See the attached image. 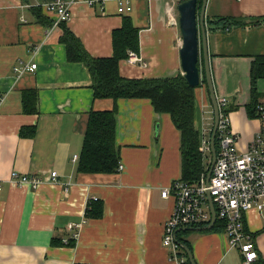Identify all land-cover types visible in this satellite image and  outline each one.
Instances as JSON below:
<instances>
[{"label": "crops", "instance_id": "crops-1", "mask_svg": "<svg viewBox=\"0 0 264 264\" xmlns=\"http://www.w3.org/2000/svg\"><path fill=\"white\" fill-rule=\"evenodd\" d=\"M50 1L0 0V264H175L161 245L173 199L162 198L160 192L180 176L179 132L169 115L157 114L147 99H94L87 68L66 59L59 43L62 28L39 23L31 10ZM64 1L71 3L66 26L95 58L113 54L112 32L124 16L130 17L139 29L136 54L146 67L121 60V76L181 73V35L178 23L171 24L176 12L174 7L167 11L172 0H131L127 15L117 13L114 1ZM41 13L53 22L52 15ZM262 15L264 0H208L205 24L214 17ZM206 30L215 95L232 108L231 129L239 136V150L245 151L259 128L248 105L264 101V77L252 85L250 75L254 57L264 56V24L229 31H211L206 24ZM20 63H35L36 69L17 74L13 68ZM33 89L36 114L23 110V92ZM194 104L199 129L204 112L212 111L204 86L195 89ZM115 105V142L123 170L78 173L72 156L80 155L89 112ZM22 127H35L34 136L20 137ZM54 171L56 183L49 178ZM12 172L43 182L33 190L15 183ZM94 197L103 204L102 216L85 219ZM81 222L74 244H59L71 234L67 226ZM210 223L179 230L187 242L182 246L189 248L196 264H241L223 229L212 230ZM245 225L264 260V211L249 210Z\"/></svg>", "mask_w": 264, "mask_h": 264}, {"label": "trees", "instance_id": "trees-1", "mask_svg": "<svg viewBox=\"0 0 264 264\" xmlns=\"http://www.w3.org/2000/svg\"><path fill=\"white\" fill-rule=\"evenodd\" d=\"M185 0H181L183 2ZM202 0H197L200 8ZM38 22L50 27L53 22L46 18L40 7L31 9ZM206 24L211 31H229L235 28H246L264 24V15L258 17H233L222 16L206 19ZM62 34L59 43L64 45L68 62L82 63L88 70L93 89L94 99H147L157 114L169 115L173 125L179 132L180 151V176L179 180L195 184L201 176L206 178L210 167L206 154L200 151V136L195 127V89L206 87L203 71L202 56L199 60L201 71V85L191 87L181 73L173 77L162 78H125L119 72V63L127 58V51L138 52L139 29L133 26L128 16L122 19L120 28L112 32V50L110 57L95 58L89 55L81 41L66 26V22L59 24ZM251 83L264 77V56L254 57L251 64ZM254 90V87L252 88ZM23 110L26 113H37V93L33 90L23 92ZM255 102V101H254ZM254 102L248 105V111L255 108ZM231 107H226L224 112L229 114ZM254 111V109H253ZM255 112V111H254ZM117 106L106 111H91L88 114L86 131L83 137L82 148L77 163V172L83 174H115L119 165V152L115 142ZM35 127H22L19 136L33 137ZM217 148V143H215ZM103 204L100 201L90 202L85 210V219H100ZM189 228V227H188ZM223 224L216 221L212 230H222ZM246 229V226H245ZM178 241L187 245V242ZM254 237V235H252ZM61 245L72 246L74 241L67 244L59 241ZM186 257V254H184ZM186 264H190L186 258ZM255 264H264L259 256Z\"/></svg>", "mask_w": 264, "mask_h": 264}, {"label": "built area", "instance_id": "built-area-1", "mask_svg": "<svg viewBox=\"0 0 264 264\" xmlns=\"http://www.w3.org/2000/svg\"><path fill=\"white\" fill-rule=\"evenodd\" d=\"M114 1L117 13L127 15L132 11L131 0H84L88 5L101 4ZM167 6V11L176 12V18H171V24L177 25V5ZM70 2L64 0H51L39 6L44 13L53 16V26L68 22L71 18ZM126 61L130 65L146 67V63L132 50L127 51ZM36 64L20 63L13 68L17 74L32 72ZM219 110V120L215 134L216 160L211 176L206 185L205 177L201 176L195 184H189L179 179L173 181L168 187L162 188V198L173 199V209L168 219L163 224L161 245L168 251L169 259L175 264H186L182 244L177 239L181 229L205 226L211 221V211L208 206L207 193H209L216 215V221L223 224V231L227 237L228 246L237 249L241 256V264H255L257 261V248L249 231L245 229V215L253 209L257 212L264 211V101L255 104V115L259 128L245 151L238 148L239 136L231 129L229 114L224 112L228 101L223 97H216ZM206 118L201 120L198 129L200 136V151L205 155L210 152L209 134L212 129H205ZM213 121V119H212ZM213 125V123H212ZM78 156L73 155L72 160L78 161ZM123 166L117 167L121 172ZM50 181L57 182V173L51 172ZM11 179L21 186H29L36 190L43 179L37 176L19 175L11 173ZM97 201V198H92ZM84 222V221H83ZM83 222L69 224L67 230L71 231L68 238L62 243L76 241L79 229Z\"/></svg>", "mask_w": 264, "mask_h": 264}, {"label": "water", "instance_id": "water-1", "mask_svg": "<svg viewBox=\"0 0 264 264\" xmlns=\"http://www.w3.org/2000/svg\"><path fill=\"white\" fill-rule=\"evenodd\" d=\"M207 3L208 0H202L200 8L198 7L197 0H185L177 5L178 26L181 35V45L179 48L181 74L191 87L196 88L201 85V71L198 64L202 56L206 87L213 113V125L210 136L211 160L206 174V185L208 184L216 160L215 134L219 120L218 103L212 83L207 51V30L205 24ZM207 201L210 205V227L212 228L216 221V215L209 193H207ZM182 248L189 263L196 264L189 248L187 246H182Z\"/></svg>", "mask_w": 264, "mask_h": 264}, {"label": "rangeland", "instance_id": "rangeland-1", "mask_svg": "<svg viewBox=\"0 0 264 264\" xmlns=\"http://www.w3.org/2000/svg\"><path fill=\"white\" fill-rule=\"evenodd\" d=\"M181 0H175V2H180ZM206 116V119H205V122H204V125H205V129L208 130V129H212V119H213V113L212 111L210 113L208 112H204V117ZM211 136V133L209 134V138ZM209 153H206V156H207V160L209 161ZM211 157V156H210Z\"/></svg>", "mask_w": 264, "mask_h": 264}, {"label": "flooded vegetation", "instance_id": "flooded-vegetation-1", "mask_svg": "<svg viewBox=\"0 0 264 264\" xmlns=\"http://www.w3.org/2000/svg\"><path fill=\"white\" fill-rule=\"evenodd\" d=\"M179 3H181V2H179ZM179 3H178V4H179Z\"/></svg>", "mask_w": 264, "mask_h": 264}]
</instances>
